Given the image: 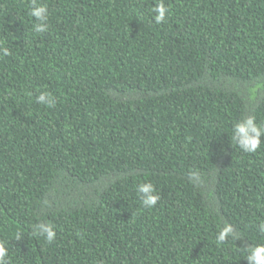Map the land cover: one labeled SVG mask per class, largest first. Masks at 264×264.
<instances>
[{
	"label": "trees",
	"instance_id": "1",
	"mask_svg": "<svg viewBox=\"0 0 264 264\" xmlns=\"http://www.w3.org/2000/svg\"><path fill=\"white\" fill-rule=\"evenodd\" d=\"M157 2L38 0L34 33L31 0H0L9 264H248L264 244V136L253 153L232 138L248 116L264 126V0H163L161 24ZM225 224L237 238L217 244Z\"/></svg>",
	"mask_w": 264,
	"mask_h": 264
},
{
	"label": "clouds",
	"instance_id": "2",
	"mask_svg": "<svg viewBox=\"0 0 264 264\" xmlns=\"http://www.w3.org/2000/svg\"><path fill=\"white\" fill-rule=\"evenodd\" d=\"M152 12L154 15V21L156 24L165 22L166 15L169 9L163 3V0H158L153 7ZM29 15L34 17L38 23L33 25L34 33H44L48 29V10L47 5L38 3V0H31ZM10 50L0 42V56H9ZM259 87V85H257ZM37 103L51 107L53 97L47 91L41 92L35 97ZM264 136V126L256 123L255 116H248L236 122L233 126V140L238 143L239 148L247 153L255 152L260 144V137ZM137 192L139 193L142 206L144 208H154L159 201L160 196L156 194V190L151 183H141L137 186ZM47 203V202H45ZM260 231L264 233V223L260 224ZM33 234L43 237L44 241L51 244L56 238V232L54 226L49 222H39L34 226ZM228 237L233 240L237 237L233 234V229L230 225L225 224L222 229L219 230L216 237L217 244L226 241ZM19 236H17V239ZM6 241H0V264H9L6 259L8 257V249L6 248ZM247 261L248 264H264V244L247 249Z\"/></svg>",
	"mask_w": 264,
	"mask_h": 264
}]
</instances>
